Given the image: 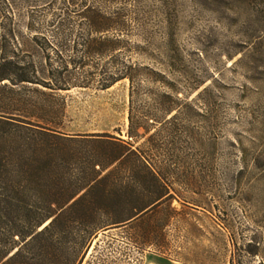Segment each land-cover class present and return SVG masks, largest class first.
<instances>
[{
  "label": "rangeland",
  "instance_id": "obj_1",
  "mask_svg": "<svg viewBox=\"0 0 264 264\" xmlns=\"http://www.w3.org/2000/svg\"><path fill=\"white\" fill-rule=\"evenodd\" d=\"M4 1L11 7L13 41L30 44L25 50L35 36L25 29L28 18H50L64 2ZM79 1L123 17L128 28L71 38L45 32L39 42L121 39L119 51L90 58L85 70L121 63L146 68L133 101L135 109L150 112L169 90L151 82V71L159 72L175 88L178 107L165 124L176 127L174 140L165 131L155 138L173 172L170 207L163 205L143 226L101 232L82 264H264V0ZM67 96L78 129L127 140V79L101 90L96 76ZM143 229L152 244H141Z\"/></svg>",
  "mask_w": 264,
  "mask_h": 264
},
{
  "label": "trees",
  "instance_id": "obj_2",
  "mask_svg": "<svg viewBox=\"0 0 264 264\" xmlns=\"http://www.w3.org/2000/svg\"><path fill=\"white\" fill-rule=\"evenodd\" d=\"M10 8L0 0V264H82L101 232L143 226L163 205L170 207L173 172L161 160L163 148L155 138L164 131L175 138L176 127L165 129V124L176 116V90L151 71V82L169 90L155 101V112L137 110L135 83L146 68L121 63L85 70L90 58L119 51L123 40L43 39L42 44L38 39L45 32L64 38L120 34L128 28L121 16L64 0L50 18H28L25 29L35 36L32 49L25 50L30 44L13 41ZM96 76L101 90L129 81L127 140L74 126L67 94ZM142 233L141 244H152Z\"/></svg>",
  "mask_w": 264,
  "mask_h": 264
},
{
  "label": "crops",
  "instance_id": "obj_3",
  "mask_svg": "<svg viewBox=\"0 0 264 264\" xmlns=\"http://www.w3.org/2000/svg\"><path fill=\"white\" fill-rule=\"evenodd\" d=\"M170 263H171V264H182V263H180V262H173V261H171Z\"/></svg>",
  "mask_w": 264,
  "mask_h": 264
}]
</instances>
